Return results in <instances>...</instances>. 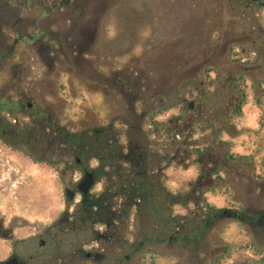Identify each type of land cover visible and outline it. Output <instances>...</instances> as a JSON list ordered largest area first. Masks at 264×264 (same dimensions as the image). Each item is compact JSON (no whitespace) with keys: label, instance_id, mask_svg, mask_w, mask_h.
I'll return each mask as SVG.
<instances>
[{"label":"rangeland","instance_id":"1","mask_svg":"<svg viewBox=\"0 0 264 264\" xmlns=\"http://www.w3.org/2000/svg\"><path fill=\"white\" fill-rule=\"evenodd\" d=\"M29 5L21 21L12 9L0 45V59L10 52L0 71V260L15 251L25 264H264V0ZM238 88L247 103L236 114ZM44 119L66 133L109 130L125 152L139 145L142 168L149 155L161 174L156 196L111 228L72 226L76 185L99 161L78 165L47 146ZM168 190L183 204L171 206Z\"/></svg>","mask_w":264,"mask_h":264},{"label":"trees","instance_id":"2","mask_svg":"<svg viewBox=\"0 0 264 264\" xmlns=\"http://www.w3.org/2000/svg\"><path fill=\"white\" fill-rule=\"evenodd\" d=\"M240 92L237 109L234 112L236 114L241 113L243 106L247 103L245 92L242 90ZM173 107L176 106L164 107L158 114ZM42 123L44 126L41 127V138L47 146L62 148L63 154L73 159H76L77 155L84 159L83 149L87 148L88 157L99 161V165L93 169L96 184L108 180V187L100 193L93 194L89 191L81 194L76 211L72 214V226L79 223L80 228H84L86 222H94L111 228L115 226L116 220L123 222L130 216L133 209H137L143 203H149L158 193L157 181L161 180V174L158 170L149 171V155L145 171L142 167L146 162L140 159L139 150L128 151L127 149L125 152L124 146L120 143L121 138L116 133L99 129L87 136L60 131V129L49 126L46 119L42 120ZM171 123L173 122L169 121L166 124ZM27 154L31 156L30 153ZM35 160L42 161V159ZM151 167H154L152 163ZM179 197L178 193L168 190L171 206L183 204ZM169 219L171 224L176 226V230L180 231L184 222H179L176 215H171ZM182 237L184 236L178 233L173 234L171 241L181 242Z\"/></svg>","mask_w":264,"mask_h":264},{"label":"flooded vegetation","instance_id":"3","mask_svg":"<svg viewBox=\"0 0 264 264\" xmlns=\"http://www.w3.org/2000/svg\"><path fill=\"white\" fill-rule=\"evenodd\" d=\"M256 1H258V0H251V2H256ZM30 2H31V0H24L23 2L18 3L19 6H16V2H11V1L10 2H7V1H1L0 2V45L6 46V47H8V45H9V36L6 33L5 28L9 27V25H10L12 9L13 8L19 9L18 10L19 20L21 21V20L26 18V14H23V12H25L24 10H26L30 6L29 5ZM35 6L36 5L33 4L29 8H34ZM45 9L47 12L46 16H45V18H46L49 15L47 9H50V7H47ZM17 15H18L17 12H13V16L16 17ZM39 19H42V18L39 16H34L32 23H34V24L38 23ZM17 35H18V33H17ZM19 41H20L19 37L15 38L14 47L16 46V44H18ZM9 53L10 52H8V54L3 55L2 58L0 59V71L3 70V68H5L8 65L7 61L9 60ZM7 105H8V99H5V96H2V98L0 99V117H2V119H0V123L6 121V118L3 115V110L5 109V107ZM3 141H4V139H3ZM4 143L6 145L9 144L8 141H4ZM136 150H139V152H140L139 157L142 160V162L145 163L146 162V154L143 152V150L141 149V147L139 145L138 146L135 145L132 148H128V151H136ZM83 154H85V156L83 158L86 159L88 157V149L85 147L83 149ZM75 162L78 165H80L82 163V157L77 155ZM142 162H140V164H142ZM85 170H91V171H93V173L95 175V172L93 169H90L86 166V167H84V171ZM95 177H96V175H95ZM217 214H218V216L227 215V216H233V217L242 218V219L245 218V216L242 213H240L236 210L233 211V210H229V209H219L217 211ZM12 222H13V224H12L13 228L21 227L22 221L20 219L16 218V219L12 220ZM1 232H3V224L0 225V236H4V235H2L3 233H1ZM6 232H7L5 234V235H7L6 238H10V236L12 235L11 232L10 231L9 232L6 231ZM86 256L91 257L92 253L89 252L86 254ZM0 264H25V262H23L21 260V257H20L18 252L11 251L5 259L0 260Z\"/></svg>","mask_w":264,"mask_h":264},{"label":"water","instance_id":"4","mask_svg":"<svg viewBox=\"0 0 264 264\" xmlns=\"http://www.w3.org/2000/svg\"><path fill=\"white\" fill-rule=\"evenodd\" d=\"M192 106V105H191ZM96 184V177L91 170H85L83 173V177L81 180L77 183L76 189L80 194L88 193L91 188ZM75 195L74 190H67V197L69 199H73ZM43 244V242H42Z\"/></svg>","mask_w":264,"mask_h":264}]
</instances>
